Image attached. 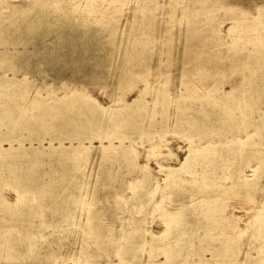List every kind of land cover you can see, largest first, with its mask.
Instances as JSON below:
<instances>
[{"label": "rangeland", "instance_id": "1", "mask_svg": "<svg viewBox=\"0 0 264 264\" xmlns=\"http://www.w3.org/2000/svg\"><path fill=\"white\" fill-rule=\"evenodd\" d=\"M0 264H264V0H0Z\"/></svg>", "mask_w": 264, "mask_h": 264}]
</instances>
